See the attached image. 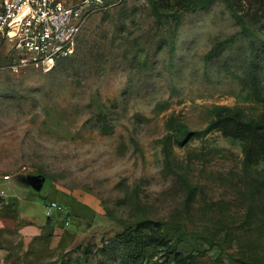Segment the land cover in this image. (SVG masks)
Returning a JSON list of instances; mask_svg holds the SVG:
<instances>
[{"label":"rangeland","instance_id":"1","mask_svg":"<svg viewBox=\"0 0 264 264\" xmlns=\"http://www.w3.org/2000/svg\"><path fill=\"white\" fill-rule=\"evenodd\" d=\"M227 1H117L49 72L0 56V264H121L144 218L178 264H264L262 165L205 130L217 106L264 115V0H229L245 29Z\"/></svg>","mask_w":264,"mask_h":264},{"label":"built area","instance_id":"2","mask_svg":"<svg viewBox=\"0 0 264 264\" xmlns=\"http://www.w3.org/2000/svg\"><path fill=\"white\" fill-rule=\"evenodd\" d=\"M122 0H0V56L11 72L30 68L49 72L70 57L88 19ZM2 65H0V68ZM26 169V167H22ZM9 174L3 176L8 180ZM5 194L0 190V195ZM55 200L45 213H64ZM68 219L65 224H68Z\"/></svg>","mask_w":264,"mask_h":264},{"label":"trees","instance_id":"3","mask_svg":"<svg viewBox=\"0 0 264 264\" xmlns=\"http://www.w3.org/2000/svg\"><path fill=\"white\" fill-rule=\"evenodd\" d=\"M231 11L238 20L242 29H245L243 15L227 1ZM153 6L157 16L161 14L153 1ZM68 58V57H67ZM65 58V59H67ZM57 62L56 66L62 62ZM55 66V67H56ZM254 83H257L253 72ZM258 93V90L256 91ZM215 119L211 125H221L224 133L238 139L243 150V165L247 167L258 162L262 165L264 172V115L258 117H244L237 108L217 106L214 109ZM178 133L174 140L177 143H184L190 137L195 136L200 131H193L187 128L185 123L179 122L171 127ZM204 132V130L202 131ZM177 135V134H176ZM171 135L164 138V150L167 152V144ZM68 211H65L66 215ZM61 214V213H59ZM63 214V213H62ZM67 216V215H66ZM67 217L64 218V220ZM64 220L63 223H64ZM50 219H48V222ZM166 239L159 223L155 220L144 218L135 223L134 227L116 236L112 247L118 252L121 264H178L180 259L174 248L166 245ZM161 251L160 257L155 258V253ZM170 253L174 255L170 256Z\"/></svg>","mask_w":264,"mask_h":264}]
</instances>
